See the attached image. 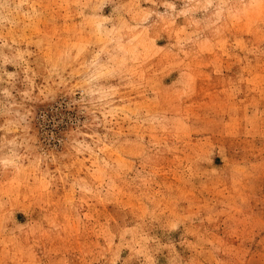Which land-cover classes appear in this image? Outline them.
Returning <instances> with one entry per match:
<instances>
[{
	"label": "rangeland",
	"instance_id": "obj_1",
	"mask_svg": "<svg viewBox=\"0 0 264 264\" xmlns=\"http://www.w3.org/2000/svg\"><path fill=\"white\" fill-rule=\"evenodd\" d=\"M0 264H264V0H0Z\"/></svg>",
	"mask_w": 264,
	"mask_h": 264
}]
</instances>
